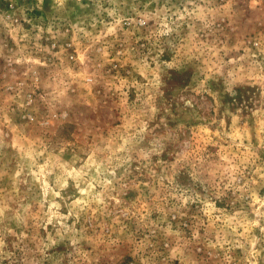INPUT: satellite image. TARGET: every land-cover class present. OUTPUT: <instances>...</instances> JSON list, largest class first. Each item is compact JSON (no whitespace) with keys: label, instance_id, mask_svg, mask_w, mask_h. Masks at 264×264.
Wrapping results in <instances>:
<instances>
[{"label":"rangeland","instance_id":"obj_1","mask_svg":"<svg viewBox=\"0 0 264 264\" xmlns=\"http://www.w3.org/2000/svg\"><path fill=\"white\" fill-rule=\"evenodd\" d=\"M0 264H264V0H0Z\"/></svg>","mask_w":264,"mask_h":264}]
</instances>
